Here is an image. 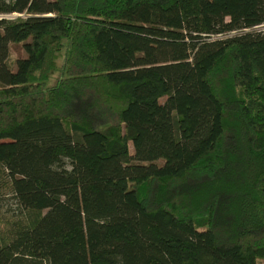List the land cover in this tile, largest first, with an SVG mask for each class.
Returning <instances> with one entry per match:
<instances>
[{
	"label": "trees",
	"instance_id": "16d2710c",
	"mask_svg": "<svg viewBox=\"0 0 264 264\" xmlns=\"http://www.w3.org/2000/svg\"><path fill=\"white\" fill-rule=\"evenodd\" d=\"M263 24L264 0H0V264H264Z\"/></svg>",
	"mask_w": 264,
	"mask_h": 264
},
{
	"label": "rangeland",
	"instance_id": "374dc122",
	"mask_svg": "<svg viewBox=\"0 0 264 264\" xmlns=\"http://www.w3.org/2000/svg\"><path fill=\"white\" fill-rule=\"evenodd\" d=\"M10 16H17L16 14H10ZM257 29L264 30V24L257 27ZM22 55V52L18 45L11 46L9 48V57L14 58ZM59 59H57L56 64H59ZM56 71L51 73V78L56 76ZM53 82V81H51ZM22 219V211L16 205L14 197L8 190L0 188V220L2 222V234L6 235L10 226Z\"/></svg>",
	"mask_w": 264,
	"mask_h": 264
}]
</instances>
